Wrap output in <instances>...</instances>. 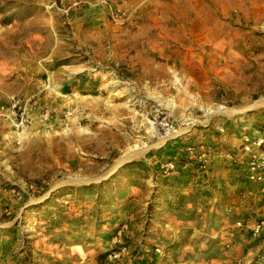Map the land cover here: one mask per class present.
I'll return each mask as SVG.
<instances>
[{"label":"rangeland","instance_id":"rangeland-1","mask_svg":"<svg viewBox=\"0 0 264 264\" xmlns=\"http://www.w3.org/2000/svg\"><path fill=\"white\" fill-rule=\"evenodd\" d=\"M260 139L264 0H0V264H264Z\"/></svg>","mask_w":264,"mask_h":264},{"label":"built area","instance_id":"built-area-1","mask_svg":"<svg viewBox=\"0 0 264 264\" xmlns=\"http://www.w3.org/2000/svg\"><path fill=\"white\" fill-rule=\"evenodd\" d=\"M264 139H260L258 144H260ZM188 150H191L190 147H187ZM165 172H172L176 169V164L173 161H166L161 165Z\"/></svg>","mask_w":264,"mask_h":264},{"label":"bare ground","instance_id":"bare-ground-1","mask_svg":"<svg viewBox=\"0 0 264 264\" xmlns=\"http://www.w3.org/2000/svg\"><path fill=\"white\" fill-rule=\"evenodd\" d=\"M218 112H226V109H224L223 107H218ZM210 113H214V111L210 110ZM132 151H134L133 149L129 150L130 153H132ZM136 155V154H135Z\"/></svg>","mask_w":264,"mask_h":264},{"label":"trees","instance_id":"trees-1","mask_svg":"<svg viewBox=\"0 0 264 264\" xmlns=\"http://www.w3.org/2000/svg\"><path fill=\"white\" fill-rule=\"evenodd\" d=\"M85 188H92L93 185L92 184H88V185H84Z\"/></svg>","mask_w":264,"mask_h":264}]
</instances>
